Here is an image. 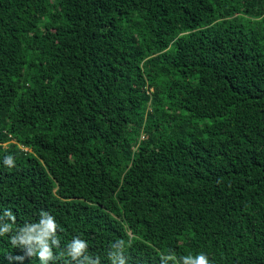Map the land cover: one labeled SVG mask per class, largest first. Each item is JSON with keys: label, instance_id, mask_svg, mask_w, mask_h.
Masks as SVG:
<instances>
[{"label": "trees", "instance_id": "1", "mask_svg": "<svg viewBox=\"0 0 264 264\" xmlns=\"http://www.w3.org/2000/svg\"><path fill=\"white\" fill-rule=\"evenodd\" d=\"M48 217L43 264H264V0H0V264Z\"/></svg>", "mask_w": 264, "mask_h": 264}, {"label": "clouds", "instance_id": "2", "mask_svg": "<svg viewBox=\"0 0 264 264\" xmlns=\"http://www.w3.org/2000/svg\"><path fill=\"white\" fill-rule=\"evenodd\" d=\"M8 164H12V156H8L7 160ZM12 226H7L4 229L0 230V235H3L5 232H8ZM57 228V224L54 222L53 217H48L46 221L43 222V228L40 231V234L37 236H33L31 234L35 229H30L25 231L21 236H12L11 243L15 245H30L33 240L41 245L42 250L39 253L40 260L43 262L47 258H51V252L47 245L44 243V238L49 236L50 234H55V230ZM59 239V238H58ZM73 243L69 245L72 248L73 254H79L82 249L86 247V244L81 239L73 238ZM58 243V240L55 241ZM169 259H175V256L168 257ZM180 259L183 261V264H210L209 258L204 253H197L195 255L189 254L185 256H181ZM120 264H124L123 260L120 261Z\"/></svg>", "mask_w": 264, "mask_h": 264}]
</instances>
